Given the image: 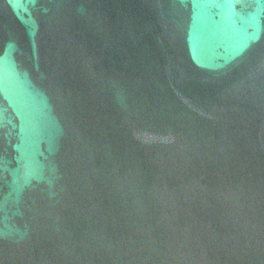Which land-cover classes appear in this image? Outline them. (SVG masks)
Wrapping results in <instances>:
<instances>
[{"label": "water", "instance_id": "95a60500", "mask_svg": "<svg viewBox=\"0 0 264 264\" xmlns=\"http://www.w3.org/2000/svg\"><path fill=\"white\" fill-rule=\"evenodd\" d=\"M0 264H264V0H0Z\"/></svg>", "mask_w": 264, "mask_h": 264}]
</instances>
